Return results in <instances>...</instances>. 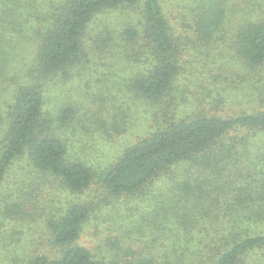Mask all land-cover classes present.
<instances>
[{
  "label": "rangeland",
  "instance_id": "374dc122",
  "mask_svg": "<svg viewBox=\"0 0 264 264\" xmlns=\"http://www.w3.org/2000/svg\"><path fill=\"white\" fill-rule=\"evenodd\" d=\"M42 1L45 3L37 0L32 7V12L43 11L41 16L27 15L30 13L27 6L13 5L15 18L9 14L3 18L0 11V154L10 122V107L22 89L40 90L44 97L42 116L47 115L51 120L45 127L67 142L70 160L103 167L160 123L177 121L200 110L218 116L232 114L234 109L246 110L251 107L243 98L248 86L264 87V67L259 71L262 84H254L252 78L258 70L250 73L248 68L239 67L231 58L234 39L226 38L241 15L245 14L248 21L253 19V0H223L225 12L219 25L224 34L213 35L207 43L196 36L198 17L189 12L185 0H160L177 46L173 54L176 73L172 87L162 98L168 99V105L136 99V93L129 89L133 77L152 69L157 62L155 56L149 55L148 47L145 51L124 39L126 28L141 31L140 5L95 15L81 39L84 56L80 62L65 68L68 75L59 72L49 80L40 75L34 55L64 0ZM249 1L251 4L245 9ZM104 39L106 44L101 42ZM143 41L137 42L143 44ZM252 97L248 95L246 100L249 102ZM234 98L235 104L229 108L222 105L223 101ZM215 99L222 101L221 104L217 106ZM62 115L69 121L60 122ZM240 163L235 166L240 173V166L254 173L248 159L243 158ZM259 164L264 171V163L260 160ZM206 179L212 181L214 176L210 174ZM224 183L225 179L212 186L217 198L215 205L229 210ZM162 184L150 185L144 194L115 197L108 195L97 180L82 193H72L58 179L42 177L24 155L8 169L0 187V264H34L38 257H58L62 249L54 244L47 223L49 218L63 214L74 205L89 209L76 246L85 248L104 264H111L114 258L119 264L142 258H167L176 238L181 237L189 223L196 227L189 229L193 239L185 237L180 243L190 249L200 241L207 243L210 238L202 232L205 231L202 228L209 230L212 222L206 216L207 210L201 211L193 205L185 215L175 212V221L179 222L168 221L173 218L170 211L156 218V210L146 197L154 195L156 202L162 195L165 197ZM197 186L195 183L192 189L199 197ZM166 215L170 218L165 221Z\"/></svg>",
  "mask_w": 264,
  "mask_h": 264
},
{
  "label": "trees",
  "instance_id": "16d2710c",
  "mask_svg": "<svg viewBox=\"0 0 264 264\" xmlns=\"http://www.w3.org/2000/svg\"><path fill=\"white\" fill-rule=\"evenodd\" d=\"M1 1L3 18L7 14L15 18L13 5L29 7L27 15L30 16H41L43 12H32L37 0ZM252 2L255 8L253 19L248 21L245 14L241 15L230 34L226 33V38L234 39L231 58L239 67L248 68L250 73L258 70L252 80L254 84H262L259 71L264 67V0ZM184 4L198 17L195 24L199 32H194L199 39L207 43L213 35L224 34L219 25L225 12L223 0H185ZM250 4L247 2L245 9ZM137 5L142 8L141 31L126 28L124 39L131 40L145 51L148 47L149 55L155 56L157 62L152 69L133 77L129 89L136 93V99L168 105V99L162 98L172 87L176 73L173 54L177 46L174 30L167 22L160 0H64L34 55L40 75L49 80L59 72L66 76L65 68L80 62L84 56L81 39L95 15L118 8L133 9ZM243 5L239 9H244ZM138 40H145L146 45ZM101 42L106 44L107 41ZM248 87L243 98L250 108L234 109L232 114L222 116L200 110L177 121L160 123L103 167L70 160L67 142L45 127L51 120L47 115L42 116L44 97L40 90L22 89L9 111L10 122L0 154V187L8 169L24 155L42 177L58 179L72 193H82L97 180L108 195L115 197L144 194L150 185L163 183L161 189L167 193L165 197L162 195L158 202L154 195L146 197L156 210V218L160 219L170 211L173 218L168 221L179 222L175 221L176 213L185 215V211L196 205L197 209L208 211L206 216L212 222L210 229L202 228L205 230L202 232H206L210 239L207 243L198 241L192 249L183 246L180 240L185 237L192 240L189 229L196 228L189 223L182 235L174 230L181 237L176 238L167 258H142L126 264H264V171L259 164L260 160L264 163V87ZM248 95H253L249 102L246 100ZM214 102L218 106L222 101L215 99ZM234 104L235 98L222 103L227 108ZM64 117L62 115L60 122L69 121ZM243 158L248 159L253 174L244 166L239 167L241 173L235 167ZM210 174L214 176L212 181L206 179ZM199 176L202 179L197 178ZM224 179L223 189L227 191L224 195L230 204L229 210L226 206L215 205L217 198L213 187ZM195 183L199 197L193 190ZM88 211V206L74 205L63 214L49 218L47 226L53 242L62 250L58 257H38L34 264H104L94 259L85 248L76 246ZM163 218L166 221L170 216ZM116 259L111 264H119Z\"/></svg>",
  "mask_w": 264,
  "mask_h": 264
}]
</instances>
